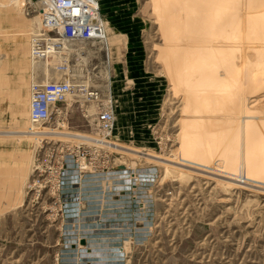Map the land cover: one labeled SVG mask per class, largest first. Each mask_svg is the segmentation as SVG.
Returning <instances> with one entry per match:
<instances>
[{
  "label": "rangeland",
  "instance_id": "374dc122",
  "mask_svg": "<svg viewBox=\"0 0 264 264\" xmlns=\"http://www.w3.org/2000/svg\"><path fill=\"white\" fill-rule=\"evenodd\" d=\"M97 1L105 40L62 73L29 70L38 0L0 7V264H264V0ZM64 78L31 124L30 83Z\"/></svg>",
  "mask_w": 264,
  "mask_h": 264
},
{
  "label": "built area",
  "instance_id": "2783aa9c",
  "mask_svg": "<svg viewBox=\"0 0 264 264\" xmlns=\"http://www.w3.org/2000/svg\"><path fill=\"white\" fill-rule=\"evenodd\" d=\"M34 8L41 28L30 39L29 56L31 61L46 62L57 58L53 68L56 73L66 71L67 52L78 43H102L105 40L103 22L97 0H38ZM29 6V5H28ZM29 9V7H28ZM70 48V49H69ZM76 88V82L64 78L57 82L46 80L29 85V121L33 124H48L56 113V106L65 102ZM88 99L96 103L98 111L96 124L100 134L108 135L113 126V107L101 101L96 91L86 93ZM104 137V136H103ZM78 157V169L84 166V154Z\"/></svg>",
  "mask_w": 264,
  "mask_h": 264
},
{
  "label": "bare ground",
  "instance_id": "6f19581e",
  "mask_svg": "<svg viewBox=\"0 0 264 264\" xmlns=\"http://www.w3.org/2000/svg\"><path fill=\"white\" fill-rule=\"evenodd\" d=\"M12 2H13V0H0V7L1 6H3V8L5 7V6H7V8L9 7H12ZM4 3H5V6H4ZM20 6V5H19ZM18 6V7H19ZM6 8V7H5ZM4 8V9H5ZM40 25V24H39ZM28 25H26V24H24V25H21V26H18L17 28H16V31H15V39L17 38V37H24V36H26V33L28 32ZM14 37V36H13ZM19 40V39H18ZM23 40V39H22ZM22 43V42H21ZM30 43V42H29ZM16 45V44H15ZM15 50V49H14ZM27 59V58H26ZM23 60H25V58L23 59ZM32 60V59H31ZM31 60H30V57H29V70H30V72L32 71L33 72V68H34V65H36L37 63H35V62H31ZM48 60H46V62H47ZM22 62V61H21ZM50 62H51V60H50ZM50 62H49V64H50ZM23 66V65H22ZM31 75H32V73H31ZM30 75V76H31ZM82 78V77H81ZM75 82V81H74ZM77 93V92H76ZM76 97V96H75ZM30 99V98H29ZM29 105V104H28ZM29 108V107H28ZM27 118H28V120H29V114H28V111H27ZM30 122V121H29ZM31 123V122H30ZM31 124H33V123H31ZM23 130H25V129H23ZM49 131L48 130H46V129H44V128H37V129H35L34 127H32V126H30L29 127V129L26 131L25 130V133H21L24 137H26V138H29V139H33V138H36V137H39V136H48V135H57V134H52V133H48ZM9 136H16V135H14V134H11V135H9ZM20 136V135H19ZM102 136V135H101ZM1 137V136H0ZM8 137V136H7ZM55 137V136H54ZM65 137H68V138H70V139H72V140H78V141H80V142H90V143H98V142H100L97 138H91V137H84V136H79V135H77V134H69V135H67V136H65ZM113 147H115V146H113ZM110 148V147H109ZM116 149V148H115ZM118 149V148H117ZM120 150H121V148H120ZM122 151V150H121ZM128 151V150H127ZM129 153L131 152V151H128ZM135 153V152H134ZM147 157H149V156H147ZM152 158V157H151ZM154 160V159H153ZM160 162V161H159ZM172 165V164H171ZM178 166V165H177Z\"/></svg>",
  "mask_w": 264,
  "mask_h": 264
},
{
  "label": "crops",
  "instance_id": "0c3cea01",
  "mask_svg": "<svg viewBox=\"0 0 264 264\" xmlns=\"http://www.w3.org/2000/svg\"><path fill=\"white\" fill-rule=\"evenodd\" d=\"M10 97H11V99L7 102L8 104L12 103V96H10Z\"/></svg>",
  "mask_w": 264,
  "mask_h": 264
}]
</instances>
